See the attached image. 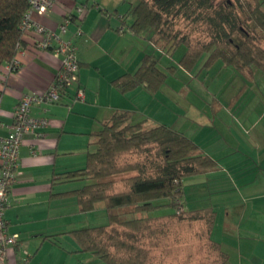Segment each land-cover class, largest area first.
<instances>
[{
    "label": "crops",
    "instance_id": "0c3cea01",
    "mask_svg": "<svg viewBox=\"0 0 264 264\" xmlns=\"http://www.w3.org/2000/svg\"><path fill=\"white\" fill-rule=\"evenodd\" d=\"M136 2L57 0L45 14H32L36 24L57 37L52 47L45 51L33 49L29 34L24 37L26 47L15 56L19 70L8 73L5 65L0 67L1 138L13 135L11 126L19 98L42 93L53 83L61 69L62 56L55 53L59 42L74 45L78 87L84 92L83 101H73L75 89L71 87L58 103L31 109L32 116L45 118L49 124L40 130L38 139L34 134L26 135L19 150L17 181L10 188L3 212L6 232L18 237L16 246L8 250V264H106L82 251L71 233L106 225L104 204H97L92 212H81L76 197L69 193L83 187L84 182L65 181L63 175L85 166L89 147L96 142L92 134L115 112H130L132 121L143 122L146 128L164 125L177 131L215 162L212 171L184 181L200 198L192 210L211 208L216 212L217 205L222 208L221 225H217L221 226V234L240 243L233 254L230 246L219 242L228 255L226 264H232L235 254L255 256L250 249L254 245L246 246L242 241L252 239L247 222L256 214L254 210L261 213L259 208L264 209V73L255 65L249 71L230 66L235 73L229 72V76L224 74L228 65L215 61L210 68L220 63V81H226L218 89L217 100L209 96L211 103L199 110L184 106L181 115L187 123L173 125V120L168 122L163 116L161 101H156L160 92L159 97L165 92L166 98L173 96L172 91L161 86L152 93L138 86L122 92L112 84L123 75L133 74L145 55L156 58L161 52L148 41L147 34L137 36L129 29ZM66 20V32L62 33L60 27ZM196 66L190 72L182 70L195 80L197 76L190 73ZM228 78L234 83L228 85ZM208 188L219 196L220 204H208ZM98 207L104 211L103 224L86 218ZM215 223L211 234L214 241Z\"/></svg>",
    "mask_w": 264,
    "mask_h": 264
},
{
    "label": "trees",
    "instance_id": "16d2710c",
    "mask_svg": "<svg viewBox=\"0 0 264 264\" xmlns=\"http://www.w3.org/2000/svg\"><path fill=\"white\" fill-rule=\"evenodd\" d=\"M28 9L27 0H0V67L26 47L24 37L29 34L21 22ZM131 15V32L147 34L163 54L172 57L184 48L177 68L190 72L206 56L205 68L221 60L240 71L255 65L264 73V0H137ZM197 33L202 40L194 41ZM158 57L145 55L133 74L112 84L122 92L138 86L156 92L166 79ZM177 68L167 67L166 72ZM92 135L95 149L87 153L85 166L63 175L65 181L84 182L69 193L81 212H92L99 203L106 211V225L71 232L82 251L106 264H166V258H176L165 244L166 227L200 223L199 239L210 251L200 255L201 264L227 263L228 255L211 237L216 212L187 210L183 204L184 181L212 171L215 162L210 157L164 125L146 128L143 122H133L130 112H115ZM161 207L173 211L153 215ZM121 210H127L129 218H122ZM191 260L194 257L186 256L178 264Z\"/></svg>",
    "mask_w": 264,
    "mask_h": 264
},
{
    "label": "rangeland",
    "instance_id": "374dc122",
    "mask_svg": "<svg viewBox=\"0 0 264 264\" xmlns=\"http://www.w3.org/2000/svg\"><path fill=\"white\" fill-rule=\"evenodd\" d=\"M214 1L216 3H221L225 0H214ZM192 38L194 39V41L195 40L199 41L203 39V35L201 33H197L194 34ZM183 52H184V48L180 47L179 49H176L172 57H170L171 55L169 56L166 54L160 55L161 52L160 54L157 55V57L159 55L161 56L160 61L158 63L159 68L162 71H164V74L166 75L165 82L162 85L163 89L164 90L168 89L172 91L170 93L173 96L172 97L169 96L165 98L164 96H168V95H166V93L163 91L164 92L163 97L162 96L159 97V95L162 94V92H160L158 96H156V101L157 102L161 101V103L163 104V111H162L163 116L166 118L168 122H170V120L171 121L173 120L172 123L175 126L179 124L187 123V121H184L182 119V115H181V111L184 109V106L194 107L197 110L202 109V107H206L211 103L210 102L211 97L209 96H213L216 98L215 100H217V97L219 95L218 89H220V87L224 86V84L226 83V81H223L224 78L223 80L220 81V77H219V68L221 66L220 63L219 64L216 63L211 68L209 67L210 69H205V68L202 69L203 66L201 64H203L204 62L202 59L200 60V64L196 66L195 70L192 73H190L192 76L196 75L197 78L194 80L192 77H187L181 68L180 70L177 68V61L179 60ZM171 66H174L175 68H177V70L172 73L168 71L166 72L167 70L166 68ZM229 72L230 74L235 73L234 69H232L230 66H228L227 72L224 74L227 73L229 74ZM231 83H234V81L228 78V85H231ZM229 88L231 87L228 86L227 90H229ZM142 111L143 109L140 108V112ZM175 114H178L179 117L178 118L173 117L175 116ZM174 119H176L175 122ZM89 149H90L89 151H93L95 147L92 148V146H90ZM183 185H184L183 187L185 193L184 208L188 210L189 209L192 210L196 208L197 205L196 202H198L200 198L195 191H192L190 189L189 183H187V181L184 182ZM209 185L210 187H213L212 183ZM208 190L209 191L207 192L208 193L207 196H208V200H210L208 204H210L211 206L220 204L217 203L219 196L214 192H210L209 188ZM217 206L218 207H216L217 209L216 212L218 216L215 223L216 226L213 233V237L217 243L220 242L223 243L224 245L230 246V248L233 249L231 252H233L234 254L235 252L234 249H236V246L240 245V243L238 244L236 240H232L230 237H224L221 234V226H217V225H221L220 217L223 215V212L220 211L222 210V208L219 205ZM127 210L129 211V209ZM127 210L118 211L119 213H121L122 218H129V215H124L125 213L127 214L128 212ZM259 210L261 211V213L258 212L257 210H254L256 214L253 216L252 219H250L247 222L249 224V229H250L248 234L250 235V237H252V239L251 240L244 239L242 241L246 246L254 245L250 247V249L254 251L253 253L256 257L249 255L244 257L241 256L238 257L235 256L236 255L235 254L232 256V264H264V226L263 223H261L264 222L263 221L264 209L259 208ZM172 211H173L172 209H169L167 207H161L157 209L153 213V215H166L171 213ZM228 212L231 213L230 211ZM232 212H234V209ZM87 216L88 217L86 218L89 220L93 218L95 219V221L97 220L98 224L101 223L103 224L106 221L104 211L101 209V207H98V210H95V212L92 215H87ZM248 224L244 226L248 227ZM202 227L203 226L200 223L188 224L186 222L184 223L181 222L178 227H175L174 224L166 227L167 235L165 236V238L167 241L165 244L166 246L169 247V250L171 252L170 255H172V253L176 255L175 259L169 257L166 258L165 260L166 264H178V262L180 261L183 263L186 260V256H189V259L191 257H194V260H191L192 262L191 264L202 263V259L200 255H203V253L208 254L210 252L206 242L204 243V240L199 239L200 238L199 236L203 235ZM245 234L247 235V233ZM154 252L156 255L159 252V250H156Z\"/></svg>",
    "mask_w": 264,
    "mask_h": 264
},
{
    "label": "built area",
    "instance_id": "2783aa9c",
    "mask_svg": "<svg viewBox=\"0 0 264 264\" xmlns=\"http://www.w3.org/2000/svg\"><path fill=\"white\" fill-rule=\"evenodd\" d=\"M57 0H27L29 9L21 22L24 33L32 36V48L45 51L52 47V41L57 39L54 33L47 30L32 20V14L43 15L48 12ZM81 11V10H79ZM68 20L60 27L62 33L66 32ZM55 53L62 56L61 69L56 75L51 86L42 93L26 94L19 98L13 114L12 130L10 138L0 137V264L7 263L8 250L18 242L16 234L6 232V221L3 218L4 208L8 204V195L11 186L17 181L19 166V150L23 139L28 134H34L35 139L41 137L40 130L46 128L49 121L45 118H37L31 115L34 106L51 105L58 103L74 87L73 101H83L84 92L78 87L79 64L75 55V47L70 42H59L55 47ZM19 62L14 59L12 63L5 65L8 73L19 70ZM15 264H24V261Z\"/></svg>",
    "mask_w": 264,
    "mask_h": 264
}]
</instances>
